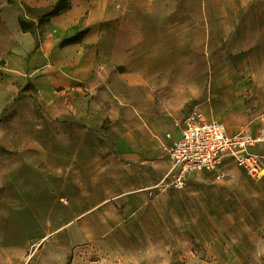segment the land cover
<instances>
[{
    "label": "rangeland",
    "instance_id": "374dc122",
    "mask_svg": "<svg viewBox=\"0 0 264 264\" xmlns=\"http://www.w3.org/2000/svg\"><path fill=\"white\" fill-rule=\"evenodd\" d=\"M53 4L19 3L22 28L37 39L51 37ZM83 20L71 36L56 35L58 44L76 34L80 40ZM5 43L0 35V67ZM97 45L96 65L109 89L104 91L106 83H100L94 104L91 98L78 99L82 114L70 99L48 101L24 75L0 69V264H78V257L83 264L123 263L128 249L121 239L112 249L105 243L91 247L72 219L104 196L100 189L110 183L107 170L115 175L113 195L128 185L130 163L139 162L124 157L118 141L158 136L139 112L144 90L150 88L156 100L151 109L159 115L153 125L166 128L173 114L181 116L194 105L207 118L245 116L236 129L257 123L247 115L255 108L251 92L257 76H264V0H107ZM139 73L147 85L128 84V77ZM124 108L131 115L122 120ZM168 113L167 121L161 120L160 114ZM86 121L94 127H87ZM224 170L229 179L235 171L245 178L219 182L214 173L202 170L188 173L180 188H157L179 193L185 201L175 207L168 202L164 216H192L193 205L182 192L188 176L194 193L202 186L211 188L212 218L224 213L258 218L262 211L250 198L260 180L232 163ZM137 187L135 194L154 195L153 186ZM142 216L138 211L136 217ZM137 228L131 225V230ZM126 245L138 253L139 241Z\"/></svg>",
    "mask_w": 264,
    "mask_h": 264
},
{
    "label": "crops",
    "instance_id": "0c3cea01",
    "mask_svg": "<svg viewBox=\"0 0 264 264\" xmlns=\"http://www.w3.org/2000/svg\"><path fill=\"white\" fill-rule=\"evenodd\" d=\"M12 1L10 4L8 0H0V35L6 39L5 45H8L2 55L4 62L0 67L1 71L12 76L24 75L38 94L48 101L70 99L77 105L78 113L82 114L83 108L78 104V99L81 101L83 98H91L94 104L98 89L101 88L100 83H106L102 87L104 91L109 89L108 79L96 65L99 27L105 15L107 0H70L69 9L51 18L53 35L42 39L35 38L29 30L21 29L18 20L19 3L45 6L56 0ZM82 18L85 30L80 40L58 44L56 35L71 36L78 31ZM261 65V70L264 71L263 63ZM127 80L128 84L139 82L140 87L142 84L147 85L142 73L138 76L131 74ZM149 90H144V98L140 99L138 108L144 121L150 123L148 128L158 136H155L156 139L147 136L140 141L132 138L125 143H116L123 156L137 160L139 166L130 163L128 185L123 184L119 195H113L114 172L106 171L110 183L108 181L100 189L104 196H100L86 211L72 219L77 224L80 238L91 247L105 243L109 249L115 247L121 239L128 249L122 264H264V175L260 181L255 182L257 186L253 188L250 198L252 203L257 204V209L262 211L258 218L230 217L226 213L212 218L211 188L202 186L201 192L194 193L193 187L189 185L192 178L188 176V185L182 192L188 197L187 203L193 205V214L186 219H168L164 216L168 202L174 204V207L185 203L179 193L169 189L159 192V189L154 188L153 196L146 192L135 194L138 185H142L145 190L150 189L170 169V160L161 153L160 141L164 140L166 133L176 132L174 121L187 113L178 117L173 114L167 129L153 125L158 119V113L156 109H151L156 105V100ZM251 93L256 97V103L247 116L257 120V123L236 129L244 123L245 116L239 119L236 117L235 120L218 119L226 125L229 132L255 130L261 118H264V76H257ZM120 112L122 120L124 117L130 118V109L124 108ZM160 115L161 120L167 121L170 113ZM86 124L87 127H94L91 122ZM253 149L264 152V145ZM235 172L231 179L228 175V183L235 178H245L241 171ZM137 179L140 180L139 183ZM124 208H127L126 213L123 212ZM150 209L154 210L153 216ZM138 211L144 216L136 217ZM235 214L237 215L236 212ZM131 225L137 226V230H131ZM45 237L46 235L41 239ZM64 240H67L65 236ZM132 241L140 242L137 254L126 245ZM2 253L1 251L0 254ZM78 264H83L79 257Z\"/></svg>",
    "mask_w": 264,
    "mask_h": 264
},
{
    "label": "built area",
    "instance_id": "2783aa9c",
    "mask_svg": "<svg viewBox=\"0 0 264 264\" xmlns=\"http://www.w3.org/2000/svg\"><path fill=\"white\" fill-rule=\"evenodd\" d=\"M174 127L176 132L166 133L160 141L171 166L154 188H180L188 173L202 170L214 173L215 180L223 182L228 179L224 170L227 163L253 179L264 175V152L253 149L264 145V118L255 130L229 132L222 121L205 117L195 105L174 121Z\"/></svg>",
    "mask_w": 264,
    "mask_h": 264
},
{
    "label": "trees",
    "instance_id": "16d2710c",
    "mask_svg": "<svg viewBox=\"0 0 264 264\" xmlns=\"http://www.w3.org/2000/svg\"><path fill=\"white\" fill-rule=\"evenodd\" d=\"M66 1H67V4H65ZM68 2H69V0H57L53 4V6L51 7V10L49 11L50 15L54 16V15L60 13V12H63L65 10L69 9L70 8V3H68ZM21 23L22 22L20 21L19 24H20L21 29L23 31L28 30L26 28H22ZM77 40H78V34H76V35H74L72 37H69L64 43L71 42V41H77ZM64 43H62V44H64Z\"/></svg>",
    "mask_w": 264,
    "mask_h": 264
},
{
    "label": "bare ground",
    "instance_id": "6f19581e",
    "mask_svg": "<svg viewBox=\"0 0 264 264\" xmlns=\"http://www.w3.org/2000/svg\"><path fill=\"white\" fill-rule=\"evenodd\" d=\"M100 1H102V0H100ZM95 2H96V0H95ZM101 3V2H100ZM145 5L144 4H142V5H140V7H144ZM92 21H94V19H91ZM130 80V79H129Z\"/></svg>",
    "mask_w": 264,
    "mask_h": 264
}]
</instances>
